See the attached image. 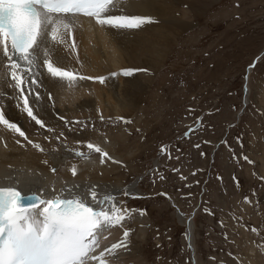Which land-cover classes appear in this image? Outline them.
<instances>
[{
  "label": "rangeland",
  "instance_id": "rangeland-1",
  "mask_svg": "<svg viewBox=\"0 0 264 264\" xmlns=\"http://www.w3.org/2000/svg\"><path fill=\"white\" fill-rule=\"evenodd\" d=\"M172 10L189 24L181 35L169 37L147 99L141 106H125L133 108L126 119L131 122L121 131L116 119L85 131L102 130L115 138L105 143L108 151L126 163L111 177L138 183L139 194H121L120 201L133 211L146 210L147 234L136 240L145 264H258L250 261V244L262 247L264 261V0H186ZM156 55L163 57L162 49ZM139 118L146 125H137ZM66 127L51 131L55 148L66 156L87 153L86 144L69 138ZM91 142L99 144L95 138ZM162 146H167L163 154ZM189 220L193 252L187 243ZM137 224L128 227L135 239Z\"/></svg>",
  "mask_w": 264,
  "mask_h": 264
},
{
  "label": "bare ground",
  "instance_id": "bare-ground-1",
  "mask_svg": "<svg viewBox=\"0 0 264 264\" xmlns=\"http://www.w3.org/2000/svg\"><path fill=\"white\" fill-rule=\"evenodd\" d=\"M185 1L126 0V2L121 3L120 7L124 11L115 14L152 16L155 21H158L142 26L139 30H119L98 25L95 18L81 15L78 17L79 23L72 34L75 39L74 48L69 47L72 41L67 30L62 26L59 27L57 39L59 40L63 36L65 44L60 45L51 42V45L56 47L59 56L64 61L57 66L67 67L68 70L76 71L79 75L105 76L106 80L103 84L97 80H77L74 83H68L53 80L47 74L46 69L34 68L33 71L40 83L32 85V88L41 94L35 111L44 118L47 127L55 131L57 126L67 125L65 133L72 140L83 141L86 144L95 138L96 142L108 151V144L105 143L115 138L108 137L109 135H105L104 132H101L102 130L96 129L94 131L92 129L93 131H83L77 135L70 129L96 126L100 122L114 119L118 121L116 124L119 131L126 128L125 120L128 116L132 117L134 111H132V107L125 106H141L142 102L147 99L156 72L164 65L165 56L168 54L167 42L170 40L169 37L172 34L176 37L181 35V32L189 24V20L178 17L172 10L174 3L180 6ZM165 32L169 33L165 34ZM8 43L10 48V41ZM158 48L162 49L163 57L161 58L156 55ZM2 51L3 44H0V52ZM0 60H4L2 55H0ZM125 68H141L148 69V71L136 72L131 77H124L121 74V69ZM112 72H117L118 75L111 77L110 73ZM246 84H248V79ZM246 89L244 87V93L247 92ZM49 92L52 96L51 100L48 99ZM12 93L13 90L4 82V71L0 69V108L6 109V118L10 122L22 126L21 130L26 132L28 138L34 144L39 143L44 151L41 152L32 144H28L23 137L19 136V133L0 125V183H7L3 180L5 176H19L22 181L25 177H31L38 181L40 188L48 191L55 189L57 194H60L65 187L75 184L108 185L110 189L115 188L117 190V201H120V195L123 194L125 188L131 189V194L135 192H137L135 194H139L141 190L136 181L125 185L120 180L111 177L112 174L119 172L118 170L126 163L124 159L116 155L117 153L108 151L109 155L120 163L108 161L101 165L99 163L100 156L91 157L88 161L81 158L74 161V156H66L60 149L55 148L56 144L52 141L51 132L46 128H40L29 120L26 113L22 111V100H19L18 103V98H14ZM29 106H31V101ZM101 115L104 117L103 121L100 119ZM61 117L64 119L62 120ZM120 117H124L125 120L119 119ZM140 118L136 124L146 125ZM75 121L81 123L76 124ZM137 125L136 127H138ZM118 136H122V132ZM18 140L19 143H17ZM113 144L116 142L113 141ZM132 154L134 152L126 154V158H130ZM45 160L48 161L47 164L44 163ZM73 165L77 167L76 176H73L71 172ZM52 167L57 168L55 173L51 171ZM40 188L35 191L43 196ZM170 203L173 201L170 200ZM176 213L178 219L183 220L178 209H176ZM136 222H138L139 232L137 238L133 237L134 234L131 231L127 238L129 247L115 250L114 255L105 252L104 259L108 264H145L139 255L136 240L140 239L141 241L146 236L148 220L146 214L140 215L139 211H133L130 218L123 222L122 227L116 226L109 229L102 246L95 254L99 255L106 248H111L112 244L123 240L124 229L133 226ZM187 224L189 225L187 243L191 244L189 249L192 251L194 242L192 237L193 223L189 220ZM256 247V244L251 242L250 250L253 254L251 253L250 261L263 264L264 261L261 259L263 254L260 252L262 247L260 250H256ZM255 250L256 252H254ZM94 264H99V261L94 262Z\"/></svg>",
  "mask_w": 264,
  "mask_h": 264
},
{
  "label": "snow or ice",
  "instance_id": "snow-or-ice-1",
  "mask_svg": "<svg viewBox=\"0 0 264 264\" xmlns=\"http://www.w3.org/2000/svg\"><path fill=\"white\" fill-rule=\"evenodd\" d=\"M123 2L126 0H0V44H3L0 55L4 57V60H0V69L4 71V82L13 90L14 98H18V103L22 100L23 113L35 125L47 127L44 118L35 111L41 94L32 88V85L40 83L34 68L46 69L53 80L68 83L97 80L103 84L106 80L105 76L79 75L67 67L57 66L64 61L51 42L65 44L63 36L57 39L59 27L67 30L72 41L69 47L74 48L75 39L72 34L80 15L95 18L98 25L119 30H139L142 26L158 22L152 16L115 14L124 11L120 7ZM141 71L146 72L148 69L125 68L121 69V74L131 77ZM117 75V72L110 73L111 77ZM48 99H52L50 92ZM100 119L103 121L104 117L101 115ZM119 119L125 120L124 117ZM0 125L19 133L28 144L44 151L39 143L34 144L28 138L26 132L21 130L22 126L6 118V109L3 108H0ZM85 128L86 126L72 128L70 131L79 135ZM47 130L53 131L50 127ZM63 135L61 132L60 136ZM187 135L185 132L184 136ZM19 142L18 140L17 143ZM82 143L83 141H77V144ZM224 143L227 144V141ZM165 147L167 146L161 148L162 154ZM195 147L199 148L200 145ZM86 148L87 153L74 151V156L88 161L92 153H98L101 165L108 161L120 163L99 144L87 142ZM203 155L205 153H201ZM243 159L251 163L246 155ZM44 163L47 164L48 161L45 160ZM51 171L55 173L57 168L52 167ZM71 172L76 176V165L72 166ZM233 179L239 186L235 176ZM3 180L15 181V184L0 185V264H94L96 261L108 264L104 259L105 252L114 255L115 250L129 247L127 238L132 230L127 228L123 231V240L112 244L111 248H106L99 255L95 254L101 235L113 227H122L133 212L123 206V201H117L115 188L99 184H75L65 187L57 194L55 189L48 191L40 188L38 181L31 177H25L21 181L18 177L5 176ZM37 188H40L44 197L51 198L37 195ZM131 191L125 188L123 195L130 196ZM28 193L31 195H27ZM159 195L167 196V193ZM244 199L247 201L248 197ZM25 200L32 202L25 203ZM145 211L141 210L140 215H144Z\"/></svg>",
  "mask_w": 264,
  "mask_h": 264
},
{
  "label": "built area",
  "instance_id": "built-area-1",
  "mask_svg": "<svg viewBox=\"0 0 264 264\" xmlns=\"http://www.w3.org/2000/svg\"><path fill=\"white\" fill-rule=\"evenodd\" d=\"M253 65H254V64H253ZM253 65L248 66V70H247L248 72L245 74V84H246V81H247V79H248V73H249V70H251L250 68H251ZM246 85H247V84H246ZM245 102H246V100H245ZM218 144H219V141L217 142L216 146H218ZM215 149H216V147L213 148L212 155L214 154ZM199 203H200V198H199L198 203H197L196 206H198Z\"/></svg>",
  "mask_w": 264,
  "mask_h": 264
},
{
  "label": "water",
  "instance_id": "water-1",
  "mask_svg": "<svg viewBox=\"0 0 264 264\" xmlns=\"http://www.w3.org/2000/svg\"><path fill=\"white\" fill-rule=\"evenodd\" d=\"M32 201L31 200H25V203H31Z\"/></svg>",
  "mask_w": 264,
  "mask_h": 264
}]
</instances>
